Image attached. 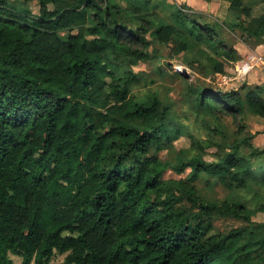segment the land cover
I'll return each mask as SVG.
<instances>
[{"label": "trees", "instance_id": "1", "mask_svg": "<svg viewBox=\"0 0 264 264\" xmlns=\"http://www.w3.org/2000/svg\"><path fill=\"white\" fill-rule=\"evenodd\" d=\"M36 1L34 13L0 0V264H47L54 252L65 264L264 263V218L253 219L264 217V148L254 133L217 146L213 160L181 150L162 161L149 149H166L180 129L156 94H129L149 32L211 74L232 71L241 56L221 22L178 6L156 23L153 0ZM229 9L245 44L264 43V13L251 16L243 0ZM194 92L198 110L264 122L260 85ZM202 173L231 196L203 200L190 183ZM218 217L248 224L219 232Z\"/></svg>", "mask_w": 264, "mask_h": 264}, {"label": "rangeland", "instance_id": "2", "mask_svg": "<svg viewBox=\"0 0 264 264\" xmlns=\"http://www.w3.org/2000/svg\"><path fill=\"white\" fill-rule=\"evenodd\" d=\"M9 5L20 10L28 9L34 13L38 12L36 0H4ZM118 4L125 7V3L116 0ZM158 4V12L155 22L167 21L168 14L175 7H183L189 15L194 11H201V16H196L202 23H220L219 31L221 38L228 45L237 43L244 44L241 39L239 27H231V23H236L239 19L236 14L230 13L229 0H153ZM243 3L250 7L251 16H258L264 13V0H243ZM190 7L191 10H189ZM156 12V13H157ZM152 18V17H150ZM127 24L131 27L141 24L135 19H128ZM151 41L148 48L149 57L145 61H139L137 65L131 66L137 74V82L131 83L130 95L134 99H144L151 94H156L162 104L169 108V118L173 124L180 129V135L175 138L166 149L157 150L152 146L148 154L155 156L162 161L169 163L177 162L181 150L188 151L194 155H202L205 159L213 160L212 153L219 145H228L233 139L241 138L246 134L254 133L253 145L259 148L264 147V123L258 116H254L249 111H245L240 119V123L234 121L230 114L224 112H210L198 110L196 106V95L194 91L204 87L211 90H231L236 89L242 94L248 88L255 86L251 83L253 79L250 74L244 77H236L233 69L227 74H211L209 69L197 61L192 60L188 52H176L169 44L159 43L152 32L146 35ZM239 63V61H237ZM258 67V66H257ZM264 87V85H260ZM241 125V127L239 126ZM199 144H201V149ZM171 175L166 173L165 176ZM172 176H175L172 174ZM178 177L188 180L189 172H183ZM196 188L197 194L206 201H218L225 197H230L229 191L216 178L209 177L202 173L197 180L190 182ZM248 189H258L257 186H250ZM183 203H187L183 200ZM262 214H258L253 219L262 220ZM243 219L233 217H218L214 219V230L219 232L228 231L233 227L247 225ZM66 254L54 252L47 264H65ZM14 262L19 263L20 258L9 254ZM264 264V263H262Z\"/></svg>", "mask_w": 264, "mask_h": 264}, {"label": "crops", "instance_id": "3", "mask_svg": "<svg viewBox=\"0 0 264 264\" xmlns=\"http://www.w3.org/2000/svg\"><path fill=\"white\" fill-rule=\"evenodd\" d=\"M233 46L241 56V59L239 61H245L249 57L257 56V55H261L264 57V43L250 44V45L245 43L244 44L237 43L234 44ZM247 74H250V78L253 79L251 83H254V85H264V65L260 63H256V65Z\"/></svg>", "mask_w": 264, "mask_h": 264}, {"label": "built area", "instance_id": "4", "mask_svg": "<svg viewBox=\"0 0 264 264\" xmlns=\"http://www.w3.org/2000/svg\"><path fill=\"white\" fill-rule=\"evenodd\" d=\"M260 63L264 65V57L261 55L251 56L245 61L236 62L234 70L236 72V77L241 78L246 76V74L256 65Z\"/></svg>", "mask_w": 264, "mask_h": 264}]
</instances>
